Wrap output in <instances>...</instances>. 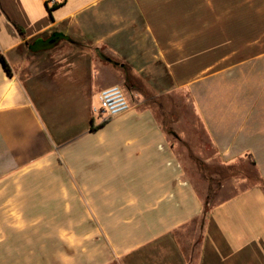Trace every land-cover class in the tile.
<instances>
[{"label": "crops", "instance_id": "1", "mask_svg": "<svg viewBox=\"0 0 264 264\" xmlns=\"http://www.w3.org/2000/svg\"><path fill=\"white\" fill-rule=\"evenodd\" d=\"M0 55L13 262L187 264L179 233L202 222L199 264H264V0H0ZM121 65L185 89L220 164L251 160L257 183L206 205L154 111L99 124L91 99L124 84Z\"/></svg>", "mask_w": 264, "mask_h": 264}, {"label": "rangeland", "instance_id": "2", "mask_svg": "<svg viewBox=\"0 0 264 264\" xmlns=\"http://www.w3.org/2000/svg\"><path fill=\"white\" fill-rule=\"evenodd\" d=\"M67 43L75 46L85 45V42L81 44L71 40H68ZM101 56L108 58L107 56L110 55L101 54ZM105 64L107 63L101 60L97 66L102 68L101 66H105ZM147 79L141 78V81H138L139 85L137 84L138 90L136 92H127L121 85L120 78H116L113 85H118L123 89L130 108L151 109L156 113L158 122L171 132L168 133L169 141L174 144L185 171L195 188L201 195L204 191H206V195L210 193L206 205L218 204L234 196L240 190L247 189L257 183V174L249 163H238L229 167L220 164L213 147L203 134L199 120L193 114L192 104L185 89L166 90L167 83L163 78L160 80ZM109 80V78H104L101 83ZM99 105L100 98L94 97L91 99V112L93 117L99 121L98 123L113 120L114 118L104 119L98 115L97 108ZM121 116H118V118ZM241 178H243V182L240 181ZM25 188L27 189V187ZM206 195L203 198H206ZM20 200L23 201V198H20ZM39 200L41 198L36 197L30 199V202ZM198 233V224H191L179 233L181 249L185 256L189 257L197 254V248H194V244L199 239ZM13 236L15 235L13 234L10 238ZM25 237H30V234L25 235ZM39 248L43 249L44 247ZM12 251L11 246L5 247L4 250L0 247V264H17L11 258L10 252Z\"/></svg>", "mask_w": 264, "mask_h": 264}, {"label": "built area", "instance_id": "3", "mask_svg": "<svg viewBox=\"0 0 264 264\" xmlns=\"http://www.w3.org/2000/svg\"><path fill=\"white\" fill-rule=\"evenodd\" d=\"M99 98L100 105L97 108V113L104 119L118 117L130 109L129 101L123 89L118 85H111L102 89Z\"/></svg>", "mask_w": 264, "mask_h": 264}, {"label": "trees", "instance_id": "4", "mask_svg": "<svg viewBox=\"0 0 264 264\" xmlns=\"http://www.w3.org/2000/svg\"><path fill=\"white\" fill-rule=\"evenodd\" d=\"M52 8H56V5L53 4L52 7H51V9ZM13 25H14L17 33H19L20 35H22L23 34V30L21 29V27H19L17 24H14V23H13ZM102 59L105 60V61H108L107 58L102 57ZM0 63L2 64L3 68L5 69V71L8 74H10L9 65L7 64L6 60L4 59V57L2 55H0ZM113 64H115V63H113ZM121 68H122V71H123V74H124V77H125L124 78L123 87L126 89L127 92H136L138 90V87L137 86L139 85L138 81H141L140 78H137V77L133 76L131 74V71L128 68V66L126 68L125 65H121ZM166 132L167 133H171L168 130ZM249 164H250L251 167L254 166V164H253V162L251 160L249 161ZM209 197H210V193H207L206 198H205V204L207 203V200H208ZM205 213H206V209H205L204 214ZM193 224L195 225V224H197V222L196 223L193 222ZM198 231H199V233H198L199 239H197V241L194 244V248L195 249L197 248V254L194 255V256L191 255L189 257L185 256V258L187 259V264H199V260H200V247H201V241H202V222L200 224V228H198Z\"/></svg>", "mask_w": 264, "mask_h": 264}, {"label": "flooded vegetation", "instance_id": "5", "mask_svg": "<svg viewBox=\"0 0 264 264\" xmlns=\"http://www.w3.org/2000/svg\"><path fill=\"white\" fill-rule=\"evenodd\" d=\"M61 37L58 34H52L44 39H41L39 42H36L33 47L34 48H40L41 44H46V43H55V41L57 42ZM53 45V44H51Z\"/></svg>", "mask_w": 264, "mask_h": 264}, {"label": "water", "instance_id": "6", "mask_svg": "<svg viewBox=\"0 0 264 264\" xmlns=\"http://www.w3.org/2000/svg\"><path fill=\"white\" fill-rule=\"evenodd\" d=\"M61 38H62V37H61ZM38 42H39V41H38ZM57 42H58V41H57ZM57 42L55 41V43L41 44V47H40V48H48V47L54 46ZM51 44H53V45H51Z\"/></svg>", "mask_w": 264, "mask_h": 264}]
</instances>
